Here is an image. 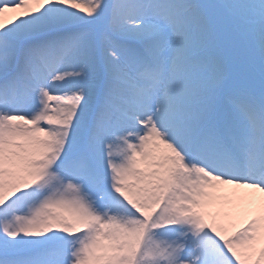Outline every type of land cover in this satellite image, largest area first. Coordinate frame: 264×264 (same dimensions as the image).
<instances>
[{"label":"snow or ice","instance_id":"1","mask_svg":"<svg viewBox=\"0 0 264 264\" xmlns=\"http://www.w3.org/2000/svg\"><path fill=\"white\" fill-rule=\"evenodd\" d=\"M0 264H264V0H0Z\"/></svg>","mask_w":264,"mask_h":264}]
</instances>
